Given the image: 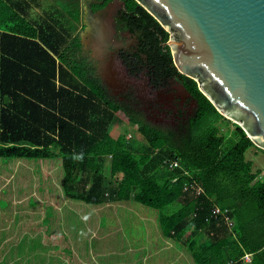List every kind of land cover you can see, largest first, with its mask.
<instances>
[{
  "label": "trees",
  "instance_id": "16d2710c",
  "mask_svg": "<svg viewBox=\"0 0 264 264\" xmlns=\"http://www.w3.org/2000/svg\"><path fill=\"white\" fill-rule=\"evenodd\" d=\"M123 1L122 19L140 41L138 52L125 58L130 75L146 73L155 88L180 81L197 103L195 114L178 127L149 121L141 110L110 96L88 60L78 58L79 38L69 41V33L46 20L30 21L24 0H0V13L7 14L0 23V144L5 145L0 157L48 159L57 153L67 195L93 206L106 202L102 162L111 157L110 201L133 197L149 208L169 210L160 218L167 238L191 242L209 230L208 243L190 246L197 264H264V175L246 159L256 147L236 125L238 140L223 151L226 139L214 124L226 118L197 82L178 72L166 45L170 34L135 0ZM115 117L138 127L146 153L137 156L122 136L112 135ZM203 126L209 127L202 132ZM165 161H179L181 168L171 171ZM175 204L180 207L173 210ZM214 206L228 210L232 228L213 216Z\"/></svg>",
  "mask_w": 264,
  "mask_h": 264
},
{
  "label": "rangeland",
  "instance_id": "374dc122",
  "mask_svg": "<svg viewBox=\"0 0 264 264\" xmlns=\"http://www.w3.org/2000/svg\"><path fill=\"white\" fill-rule=\"evenodd\" d=\"M42 1L44 0H29L32 16L36 19L46 20L60 30L64 29L69 33V41L75 37L80 39L82 47L78 58L87 59L89 66L96 70L99 75H102L104 79L108 80L105 84L108 83L107 89L110 96L112 98L115 97V101L120 102L129 97V104L144 112L149 121L163 126L178 127L186 123L195 114L197 103L191 99V96L179 84L173 83L174 85L171 84L169 88L167 87L161 92L152 91L147 86V75L143 74L138 79L130 78L126 75L125 70L118 65L119 63L112 64L110 69H107L104 74L102 70L104 68L103 60L90 50L92 43L89 35H91L92 31L89 32L88 22H86L85 26H81L82 17L85 15L80 13L78 9L85 10L84 4L87 0H70V2L55 3V14H57L55 17L49 15L53 13V10L44 8ZM45 5L49 6L50 4L46 3ZM113 15L115 14L113 13ZM113 15L107 16L106 21L115 26V17ZM75 22H77V26ZM116 37L118 36L114 37L113 43ZM214 126L218 127L220 135L226 139L223 151H226L237 142L236 124L233 121L229 119L220 120ZM207 127L203 126L201 131H205ZM111 129L112 135L115 137L122 136L125 139V144H128L127 146L137 156L147 152L145 147L148 146V143L138 132L137 126L127 124L115 117ZM3 147L5 145L0 144V150ZM246 159L253 162L254 171L261 170L264 175L263 152L252 148L247 152ZM110 163L111 157H106L102 162V172L105 176L106 202L101 206H93L74 200L67 195L63 162L57 153L54 152L53 157L45 159L43 179L42 163L40 161L0 157V177H12L4 189L5 183L0 180V188L3 189V194L0 196V225L3 228L11 223V226L17 230H19L20 226L24 230L26 227L22 225L27 220H32L33 225V227L26 228L27 232L29 230V244L27 243L28 245H26L24 243L18 248H11L9 250V252H12L11 257L23 254L24 259H28L30 263L40 264L48 255V244H50V252L56 250L58 254L63 253L64 256L68 257L67 244L73 239L76 245L74 253L78 257L88 256L92 251L90 246L94 242L95 250L93 251L96 252V257L99 258L97 264H103V262L108 260L103 258L101 262L102 257H100V254L104 257L101 242H113L116 240L121 242L125 240L122 239L123 234L116 232V229H108L110 226L115 228L118 224H139L142 229L134 237L141 241L146 240V233L143 232V229L147 230L144 228L147 224L155 223L157 228H159L161 215L169 214V210H155L137 203L134 199L124 201V203L110 201L108 194L115 187V183L111 181L109 176ZM117 177V182L122 179L121 175ZM41 182L44 184L41 185ZM91 184L90 180L88 187ZM82 185L76 187V190L72 193L78 194L83 189L84 185ZM32 193L34 195L31 198L24 199L26 194ZM178 207H180V204H175L173 210ZM92 228H96L93 233L96 236L93 238L90 237ZM22 236L24 235L22 234ZM201 236L205 240L211 239L208 229L203 230ZM40 237L41 239L36 240ZM26 238L27 235H25L24 242ZM153 240L155 242L158 241L155 237H153ZM53 242L57 243V245H52ZM25 245L26 247H24ZM52 247L56 249H51ZM104 250L106 251L107 249ZM54 262L55 260H51L48 264H53ZM155 262L156 259L151 261L152 264Z\"/></svg>",
  "mask_w": 264,
  "mask_h": 264
},
{
  "label": "water",
  "instance_id": "95a60500",
  "mask_svg": "<svg viewBox=\"0 0 264 264\" xmlns=\"http://www.w3.org/2000/svg\"><path fill=\"white\" fill-rule=\"evenodd\" d=\"M135 1L170 34L178 72L264 151V0Z\"/></svg>",
  "mask_w": 264,
  "mask_h": 264
},
{
  "label": "crops",
  "instance_id": "0c3cea01",
  "mask_svg": "<svg viewBox=\"0 0 264 264\" xmlns=\"http://www.w3.org/2000/svg\"><path fill=\"white\" fill-rule=\"evenodd\" d=\"M24 1L29 3V0H24ZM63 1L70 2V0H44L42 2L44 3L43 4L44 8H47V10H53L54 14L51 13L49 15H52L55 17V15H57L55 14L56 12L55 3L63 2ZM46 3L50 4L49 5L50 7L46 6L45 5ZM84 5L86 7L85 10L78 9V11L86 16L87 13L89 12V9H88V6H86V3ZM30 8H31V5H30ZM30 8H28L27 10L28 19L32 22L41 21L42 19H38V18L36 19L35 17L32 16V14L30 13ZM85 16L82 17L83 19H82L81 26L86 25L87 21L85 20ZM6 18H7L6 12H3V14L1 12L0 13V23H5L7 21ZM75 25L77 26V22H75ZM0 31L3 32L2 30ZM14 159H23V158H14ZM31 160H37V161H40V163H42L41 167H42V179H43L44 177L43 169H44L45 159H31ZM119 175H121L122 177L124 176V174L122 173ZM11 179L12 177H8V176L0 177V180H2L5 183V185L3 186V189L7 187ZM43 184L44 183L41 182V185ZM3 189L0 188V196L1 194H3ZM32 195H34V193L26 194L24 199L26 198L29 199L31 198ZM131 200H133V197H131L129 201ZM24 224L22 226L26 227L27 229L29 227H33L32 220H27L25 221ZM11 225L12 224L10 223L8 224V226L3 227V228L0 225V264H32L29 262L28 259L27 260L24 259L23 254H19V256L15 255L14 257H11L12 252H9L11 248H14V247L18 248V246H22L24 243L28 245L29 244L28 242L30 241L28 237L29 230L28 232L26 228L22 230L21 226L19 230H17L15 229V227L13 228ZM148 225L149 224H147L144 227L147 230L143 229V232L146 233V236H145L146 240H143V241L138 240L134 237L135 234L140 232L142 229L139 226V224H133V225L118 224L117 227L115 228L114 226H110L108 229H116L117 230L116 232H120L123 234L122 239H125V240H122L121 242L120 240H118V242L117 240L113 242H101L102 244L101 249H103L102 253L104 254V257L102 256V254H100V257H102L101 262L103 258H107L108 261L103 262V264H152L151 261L153 259H156V262L153 264H197L194 258L193 251L190 246L193 244L195 245L196 249H199L202 245L210 241V239H207V240L202 239L201 235L203 231L199 232V234L195 237L196 239H193L191 242H185L179 239L167 238L163 234L162 228L160 227L161 225L159 226V228H157V225H155V223L149 226ZM92 229H93L91 231L92 235L90 236L91 238L96 236V235L95 236L93 235L96 228L95 229L92 228ZM22 234L24 236H22ZM25 235H27V238H26V241L24 242ZM187 236L188 235H186V237ZM153 237L157 238L158 241L155 242L153 240ZM38 239H41V237L37 238L36 240ZM114 242H117V243H114ZM93 243L90 246L92 250L90 254L88 256H82V257H78V255L74 253L76 245L73 239L71 240V242H68L67 244L68 245L67 250H69L68 257L64 256L63 253L58 254V251L56 250H53L50 252V244H48L47 246V248H49V250L47 251L48 255L45 258V260H42L43 262L40 264H48L51 260H55L53 264H97V261L99 262V258L96 257V252L93 251L95 250ZM55 244L57 245V243H54V242L52 243V245H55ZM26 245L24 247H26ZM51 249H56V248L52 247ZM104 249H107V250L105 251ZM54 253L55 255L52 256V254ZM112 254H116V255H112ZM249 261H250V258L249 259L244 258L243 262L248 263Z\"/></svg>",
  "mask_w": 264,
  "mask_h": 264
},
{
  "label": "flooded vegetation",
  "instance_id": "af4514ba",
  "mask_svg": "<svg viewBox=\"0 0 264 264\" xmlns=\"http://www.w3.org/2000/svg\"><path fill=\"white\" fill-rule=\"evenodd\" d=\"M85 3L89 9V12L85 16V20L88 22L90 29L89 32L92 31L91 35H89L90 42L92 43V48L90 47V50H92L91 52H95V54L103 60L102 64L104 68L102 70L104 71V74L107 72V69H110L112 64L119 63L118 65L125 70L126 75L130 78L138 79L141 75H146V73H142L138 77L131 76L129 69L124 63L126 57H130L138 52L140 44L139 34L127 28L125 21L122 19L126 12V2L123 0H110L106 6L97 9H95V6L103 5L104 0H87ZM113 13L115 15H113ZM109 15L115 17V26L106 21V17ZM115 36L118 37H116V40L113 43ZM95 74L99 77L105 88H107L109 85L108 83H105L108 82V80L104 79L102 75H99L96 70ZM173 83L179 84L183 90L189 94L184 85L178 80L170 81L169 85L166 87L155 88L150 84L149 78L147 77V86L152 91L161 92L167 89V87L169 88L171 84L174 85ZM129 99L130 98L128 97L126 100L120 102L129 104Z\"/></svg>",
  "mask_w": 264,
  "mask_h": 264
},
{
  "label": "built area",
  "instance_id": "2783aa9c",
  "mask_svg": "<svg viewBox=\"0 0 264 264\" xmlns=\"http://www.w3.org/2000/svg\"><path fill=\"white\" fill-rule=\"evenodd\" d=\"M165 164H166V166H167L171 171H174L175 169H179V168H181V165H180L179 161H172V162H170V161H165ZM186 174H187V173H186ZM177 180H178V178H175V179H173V182H176ZM184 189H185V191L189 190L188 186H186ZM200 192H201V191L198 190V194H199ZM212 214H213V216H215V217L222 216V217L224 218V220H225L227 226H228L229 228H232L233 221H232V219L228 216V214H229L228 210L223 211V210H221L219 207L214 206L213 211H212ZM245 258H246V259H249V256H246Z\"/></svg>",
  "mask_w": 264,
  "mask_h": 264
}]
</instances>
